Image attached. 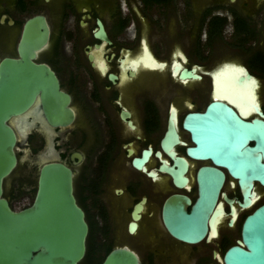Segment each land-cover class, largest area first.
Masks as SVG:
<instances>
[{
	"label": "flooded vegetation",
	"instance_id": "1",
	"mask_svg": "<svg viewBox=\"0 0 264 264\" xmlns=\"http://www.w3.org/2000/svg\"><path fill=\"white\" fill-rule=\"evenodd\" d=\"M34 17H43L49 29L47 42L34 61L55 72L60 89L70 96L67 107L74 116L67 125H51L38 95L26 113L10 119L18 137V164L4 178L3 196L14 210L30 206L37 192L42 157L62 161L74 172V193L89 224L87 249L80 264H102L114 248L123 245L138 253L140 264H178V254L182 253L178 243L194 244L169 234L162 209L173 193H185L193 201L198 196L194 168L200 161L187 154L193 143L184 119L191 112L204 111L217 97L248 119L260 117L256 107L264 113L260 93L264 0H0V63L8 57H20L25 24ZM220 44L230 52L214 59ZM183 68L194 70L201 78L182 80L178 72ZM224 71L235 74L237 82L243 77L244 82L238 85L254 82L249 106L218 95L217 81ZM247 74L252 76L247 78ZM204 80L202 87L210 97L206 105L202 108L197 101L181 106L178 86L189 87ZM168 93L172 96L167 102ZM184 107L188 111L181 116ZM172 113L184 142L175 151L191 163L189 188H179L173 177L160 169L163 160L173 163L162 146ZM182 130L190 140L184 138ZM148 150L146 170L136 168L134 159ZM232 180L230 177L231 188L238 187L241 196L227 194L241 199V189L236 180L232 186ZM15 203L23 206L16 208ZM137 206L141 218L136 221L133 214ZM242 212H238L234 228ZM128 217L126 235H121L137 239L147 249L145 256L136 247L114 240L116 221ZM158 217L164 235L158 230ZM95 220L100 222L97 230ZM134 222L137 228L131 232ZM210 262L217 261L205 264Z\"/></svg>",
	"mask_w": 264,
	"mask_h": 264
},
{
	"label": "water",
	"instance_id": "2",
	"mask_svg": "<svg viewBox=\"0 0 264 264\" xmlns=\"http://www.w3.org/2000/svg\"><path fill=\"white\" fill-rule=\"evenodd\" d=\"M48 35L43 17L29 19L19 44L20 57H8L0 63V264H80L87 249L89 224L74 193V172L62 161L42 157L37 192L30 206L14 210L3 196L4 178L18 164V137L10 119L26 113L38 95L51 125H67L74 116L67 107L70 96L60 89L55 72L47 64L34 61ZM178 74L184 81L201 78L186 68ZM251 76L247 74V78ZM256 110L260 117L248 119L217 97L204 111L191 112L184 119L183 126L193 143L187 154L203 163L196 173L198 196L193 201L189 195L176 192L165 200L162 221L166 230L187 244L210 242L218 235L220 218L227 217L228 226L234 228L238 212H247L240 238L224 250L222 257L215 251L217 262L208 264H264V201L254 204L261 197L256 184L264 187V113L258 107ZM178 144L184 142L172 113L162 146L173 163L163 160L160 169L169 173L179 188H189L191 163L178 156ZM150 153L148 150L135 158L134 166L146 170ZM225 170L234 179L232 186L237 181L241 199L230 197L224 189ZM139 209L137 206L133 214L136 221L141 218ZM136 228V222L132 223L131 232ZM102 264H140V257L123 245L114 248Z\"/></svg>",
	"mask_w": 264,
	"mask_h": 264
},
{
	"label": "rangeland",
	"instance_id": "3",
	"mask_svg": "<svg viewBox=\"0 0 264 264\" xmlns=\"http://www.w3.org/2000/svg\"><path fill=\"white\" fill-rule=\"evenodd\" d=\"M178 45L175 44V46ZM216 50L214 52V59L215 58H221L222 55H224V53L226 52V50H224V46L223 45H217L216 46ZM230 51H227L226 53H228ZM205 80L200 82V83H194L192 85H190L189 87H181L178 86V103L181 106H184V103H191L192 102H200L198 104V106L200 107H204L206 105V103L208 102V100L210 99V97L206 96V91L205 89L202 87L204 85ZM173 92L175 91L174 89ZM260 93L262 94V98L264 99V77H263V81H262V88L260 90ZM171 96L172 94L168 93L166 95V100L167 102L171 100ZM188 111V108H185L182 110L181 116H183L186 112ZM165 128V123L162 125V128L160 130V133L162 134ZM183 136L186 139H189L188 133L184 132L182 130ZM158 140V139H157ZM157 142V141H156ZM142 147V146H141ZM140 147V148H141ZM139 148V149H140ZM139 151V150H138ZM201 162H197V164L195 165L194 168V179H195V175H196V170L198 168L199 165H201ZM41 165V164H40ZM168 178V177H167ZM230 177H228V180L226 182V192L228 191V193L230 195H240V191L239 188H231L230 186ZM259 190L263 193L262 198H260V201H264V188L263 187H259ZM194 196L197 195L196 193V188L194 187L192 190ZM23 206V203H15V207L16 208H20ZM90 213L95 216V211L90 208ZM246 211H243L240 214L239 220L237 222V225L235 228H231L228 226V219L226 217V219L224 220V223L222 224V227L220 228V236L215 240L212 241L211 243H205L204 241H202L199 244H194V245H186V244H182V243H178V247L182 248V253L181 255L178 254V264H205L207 261H215V259L212 258V252L213 250L217 251L218 253L222 254L224 252V250L230 245L236 242V240L238 238H240V226H241V221H242V217L246 214ZM96 218V217H95ZM130 218H126V219H118V221H116V226H115V230H114V240L118 243H124V244H129L132 245L134 247H136L138 250L141 251L142 255L145 256L147 249L144 248L142 245L138 244V240L137 239H132L130 237L127 236H123L121 235V233L126 232V224L127 221ZM158 230L160 232V234L164 235L163 232H161L160 230L162 229L163 231V226H161V221L158 217ZM99 224L100 222H97L96 220L93 223V227L95 230H97V228H99ZM126 235V234H125ZM166 238V237H165ZM205 256V257H203ZM180 257V258H179Z\"/></svg>",
	"mask_w": 264,
	"mask_h": 264
},
{
	"label": "bare ground",
	"instance_id": "4",
	"mask_svg": "<svg viewBox=\"0 0 264 264\" xmlns=\"http://www.w3.org/2000/svg\"><path fill=\"white\" fill-rule=\"evenodd\" d=\"M220 76H222V77H218V78H220V80L218 79L219 81H217V91L219 92L218 95L222 96V97H228V98L233 99V100H237L240 104L249 106V103H250L249 101H251L250 96H252V94H253V93H251V90L254 88V84H253L254 82H247L246 84L238 85V82L236 81L237 78H236L235 74H233L229 71H226V72L224 71V74H222ZM241 110L244 113L248 112L246 108H241ZM46 157L48 158L49 156H46ZM224 189H225V187H224ZM223 221L224 220L222 218L219 219L220 223L217 225L218 235L215 237H212L211 241H213L219 237L220 226L222 225ZM219 255H220V257H222V255L220 253H219Z\"/></svg>",
	"mask_w": 264,
	"mask_h": 264
},
{
	"label": "trees",
	"instance_id": "5",
	"mask_svg": "<svg viewBox=\"0 0 264 264\" xmlns=\"http://www.w3.org/2000/svg\"><path fill=\"white\" fill-rule=\"evenodd\" d=\"M244 217V216H243ZM243 217H242V220H243ZM242 222V221H241Z\"/></svg>",
	"mask_w": 264,
	"mask_h": 264
}]
</instances>
